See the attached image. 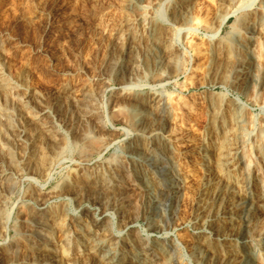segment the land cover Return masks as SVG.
Segmentation results:
<instances>
[{
	"label": "bare ground",
	"instance_id": "obj_1",
	"mask_svg": "<svg viewBox=\"0 0 264 264\" xmlns=\"http://www.w3.org/2000/svg\"><path fill=\"white\" fill-rule=\"evenodd\" d=\"M256 1L0 0V16L10 12L17 24L29 22L37 29L40 35L37 44L54 70L100 69L109 59L106 58L111 50L120 45L122 52L114 72L121 86L114 90L105 111L94 99L96 95L91 97L96 89L89 80L80 82L78 79L76 88L75 83L64 80L60 88L66 97L59 100L67 107L64 113L67 115L68 108L73 106L78 110L77 119L87 125L94 123V132L89 135L80 137L73 132V136L67 138L53 126L42 127L49 125L53 117L46 107L22 108L28 113L21 142L22 150L29 153L23 156L25 169L42 173L47 181L52 180L60 162H75L72 158L75 150L71 151V156L68 153L69 140L75 144L81 139L76 146L84 159L76 163L79 170L76 177L59 185L49 198L28 204L27 217L20 230L23 242L20 247L16 242L0 244L2 264H185L180 250L187 247L196 258V264H264V172L256 167L246 173L243 167L245 157L253 162L257 154L264 162V117L260 130L248 135L245 128L251 123L249 111L240 101L247 96L250 87L258 85L262 89L264 86V44L259 46L258 61L252 51L258 30L264 38V0H259L261 6L254 10L246 8L249 2ZM115 4L116 11L109 13V6ZM211 7L218 11L213 20L206 17ZM89 22L92 33L87 49L72 47L70 41L79 39L85 26L90 27ZM226 26L230 29L225 30ZM173 28L184 31L182 39L173 36ZM200 29L207 31V39L201 41L196 37ZM4 43L0 36V97L10 91L14 94L17 88L10 86L4 75L7 68L3 61ZM183 44L195 51L198 64L205 57L203 64L207 62L204 65L209 73L220 75L222 80L205 89L196 87L193 92L189 87L145 90L141 83H129L133 79L146 84L161 82L165 78L164 68L180 60L176 58V51ZM66 55H76L77 62L70 63ZM112 58L114 61L116 56ZM192 78L193 75L189 76L191 81ZM232 84L234 89H231ZM219 86L221 90L217 89ZM232 92H236L237 98L229 96ZM201 113L206 117L204 136L196 133V119ZM69 121L66 125H71ZM41 124L44 125L39 129ZM108 124L123 125L127 138L105 163L95 165L92 154L99 153L100 158L103 157L121 132ZM246 143L252 146L247 154L241 147ZM253 148H257L256 154ZM3 170L1 185L18 183L17 172ZM192 192L199 193L203 200L193 216L194 223L208 225L210 235H196L195 243L182 232H177L175 238L167 236L165 244L153 238L154 232L178 222ZM64 195L73 196L78 205L91 198L105 210L113 206L116 214L111 216L112 213L108 215L103 211L99 219L90 206L81 215L72 213L64 206L67 204L45 206L49 199ZM4 207L0 204V212H4ZM158 208L163 210L161 222ZM2 216L0 233L8 235L12 215ZM139 219L147 222L146 238L136 228L123 234L126 228H134L133 224ZM116 223L120 228L118 233ZM56 230L62 236L60 242L55 238ZM253 237L260 239L261 250L251 244Z\"/></svg>",
	"mask_w": 264,
	"mask_h": 264
},
{
	"label": "rangeland",
	"instance_id": "obj_2",
	"mask_svg": "<svg viewBox=\"0 0 264 264\" xmlns=\"http://www.w3.org/2000/svg\"><path fill=\"white\" fill-rule=\"evenodd\" d=\"M259 2H260L259 0H257L256 2H253L254 4L252 2H249L252 5L247 3L249 5V7L246 6V8L248 10L249 9L254 10L255 8H258L261 6V4ZM116 9H117L116 4H115V6L110 5L108 8V12L111 14H114ZM226 10H227V8H226ZM216 12H218L217 9L215 7L214 8L211 7L210 12L206 17H208V19H210V20H213L216 18ZM0 20H1L0 21V23H1L0 24V31H1L0 36H1V38H3V41L5 42L4 47L7 48V49L4 48L5 52L3 54V55H5V56H3V61L5 64L7 63L6 64L7 68L4 70V75H5V78L8 77L6 79H7V82L10 84V86H12L14 88L17 87V88H15L16 91L14 90V94L17 97H14L15 95L13 93H11V91H10V93L5 95L4 97H0V99L3 100V101H0V109H2V111H0V113L1 112L3 113L5 110L4 114H2V113L0 114V129L3 127L2 130H0V135H1L0 136V174L2 173L3 169L4 170L9 169V171L14 173V174L17 172L15 174V176H17L19 178L18 183L13 184V185H9V186L6 185L5 186V185H1V183H0V188H1L0 189V204H2L3 207L6 204V206L3 208L4 212H0V220H1L2 215L4 216V215H7L9 213H11V215H12V221H11L12 228H11L8 235H5L2 232H1L2 234L0 233V244L10 245V244H13L16 242V243H18L17 244V247H18L23 242L22 241L23 237L20 235V230L22 229L23 219L25 217H27L26 211H27L28 204L32 201H37L40 198H46V199L49 198L51 193L53 192V190L54 191L57 190L59 185L63 184L66 180H70V179L72 180L74 177H76L79 173L78 164H76V163L82 162V160L84 159L82 154L77 150V146H76L77 143H80L81 139H80V141H77V143H75V144H72L75 141L72 142L69 140V144H70L71 148H70V152H68V153H70L69 156H71V154H72L71 151L75 150L74 153L72 154L73 155L72 158L75 160V162L73 160L60 162L55 167V169L53 171L52 180L47 181V176H43L42 173L41 174L40 173L35 174L34 172H31V171L25 169V167L22 165V161L25 157L29 156V153L28 152L26 153V151L22 150L23 147L21 146V142L24 140L23 135L25 134V129H26V125H27L26 121L28 119V113L23 111L22 108L25 106L31 107V105H32V107L37 105L36 106L37 109L40 107L41 108L46 107V109L50 111L51 115H53V117H55V118H53L51 116V118H50L51 122H48L49 125L42 126L44 124H41L39 129L41 128V126L45 127V128H49V127L51 128L53 126L52 128L56 132L64 135L67 138H69V137L71 138V136H73V132H76V135L78 133L80 137H84V136L89 135L91 132H94V129H93V128H95L94 123H89V125H87L83 121H81V119L80 120H79V118L77 119L76 114H77L78 110L75 111L76 107L71 106L68 108V112L70 115L68 114V112H67V115L64 113V112H66L67 107L63 106V103H61L59 100H63L66 97L65 98L63 97L64 95L60 91V88L62 87V83L64 80L71 82L72 85H73V83H75L73 85V87L75 86V88L78 86L77 84H79L78 79L80 80V82L89 80L90 82H92L93 87L96 89L95 90L96 92L93 90L91 97H94V95H96L95 96L96 98L94 97V99L99 101L98 106L99 107L101 106V110L105 111L107 108V104L109 102V99H110V97H112L114 90L118 89L121 86L119 84V82L114 78V72L116 71V62L118 61L119 58H121L122 52L120 50V45L118 46L119 48L116 47L118 49L117 51H115L116 48H114L112 51L111 47H110L109 51L111 50V52H113V53H112V55H111V52H109L107 54L106 59H108V58L109 59L105 60L104 64L102 65L103 67L101 66L100 69H98V68L92 69V70L80 69L78 71L79 73L73 71V69L72 70L62 69V71H60V70L57 71L51 67L48 56L46 55V53L41 48H39V46H38L39 43L37 44V42L39 41V38H40L39 32L36 31L37 29L35 30L34 28H32V25L29 24V22H25L24 24L23 23L17 24L16 22H14L12 20V14L10 12L5 13L4 15L0 16ZM232 20H233V18L230 21H232ZM89 23H90V27H89V24H87L84 28V31L80 32L81 35L79 36L80 37L79 39L81 42L78 41L79 40L78 38H77V40L73 39L72 42L70 41L71 46L72 45L75 46L74 48L81 46V47H84L85 50L87 49V43L90 40L89 39L90 34L92 33V31H91L92 29L90 30V28H92L91 27L92 23L91 22H89ZM6 27H8V28H6ZM229 29L230 28L228 26L225 27V30H229ZM35 33H36V35H35ZM82 33H83V35H82ZM172 33H173V36H175L177 38L179 36V38L182 39L184 31H182V30L179 31L178 29L173 28ZM33 34L35 35L37 41H36ZM2 36H4V37H2ZM83 37H84V39H82ZM196 37L198 39L200 38L201 41H202V39L203 40L207 39L208 38L207 31L204 29H202V30L200 29L199 31H197ZM85 38H86V40H85ZM31 41H32V44H31ZM85 41H86V43H85ZM252 42H253V47H252L253 50L252 51H253V53L257 54L256 60L258 61L259 56L261 55V53L258 50L259 46L260 45L263 46V44H264V38H263L260 30H258L256 37L254 38V40ZM178 52H180L181 55ZM114 54H115L116 58H115ZM109 55L114 57L116 60L114 59V61H113L112 60L113 58ZM176 55H177V57H176L177 60L180 58V60H178V62L175 60L177 66L175 65V63L174 64L171 63L169 66L164 68V69H166L165 70L166 71L165 72V78L161 82H158L159 84L158 83L146 84V82L144 83L142 81H135L136 79H133L129 83L130 84L141 83L140 86H142V85L145 86V87H143L145 90L152 88L153 90H158V91L163 90V89H168L171 91V90H175V89L181 90L182 88L184 89V88L189 87L190 92H193L194 90L197 89L196 87H201V89H205L206 86L213 85V84L218 83L222 80L220 75H218V74L215 75V73H209L208 67L205 66L207 62L204 63L205 65L203 64V59L205 57L202 59L201 63L199 62V64H198L197 60H196V56H195V51L192 48L186 46L185 44L181 45L179 51L178 50L176 51ZM193 56H194V58H193ZM62 58L64 59V57H62ZM66 60H68L70 63L74 64L77 62L78 57L76 55L75 56L69 55L66 57ZM183 60H184V64L182 63ZM197 64H198V67L200 66L199 70L197 69L198 67L196 68ZM181 65H183V66H181ZM183 67H184V69H183ZM170 69H171V71H170ZM196 69H197V71H195ZM193 72H195V74ZM191 74L193 75L192 81L189 79V76H192ZM22 76H24V78ZM261 77L262 76L260 75L259 78H257V79L260 80ZM92 80H94V81H92ZM104 82L105 83L107 82V83L105 84ZM165 82H166V84H165ZM94 85H96V87ZM21 86H23V87H21ZM20 87L22 88V90ZM99 87H100V90H99ZM231 87H232L231 89H234L233 84L231 85ZM18 88H20V89H18ZM251 88H252V90H251ZM17 89L20 91H18ZM217 89L221 90V86L217 87ZM28 91H30V92H28ZM188 92L189 91H187L186 93H188ZM60 93L62 94V96H60L61 95ZM26 94H27V96H25ZM97 94H98V97H97ZM229 96L231 98H234V97L237 98L236 92H232V95H229ZM17 99L22 100L23 103H21ZM240 101H241L242 105L244 106V108L247 111H249L248 117L251 120L250 125L247 128H245V131H246L245 133H249L248 135H250V136L255 135L260 130V126L262 127L261 118L264 117V86L262 89H260L258 87V85H255L254 87H250V89L247 92V96L243 97V101L242 100H240ZM24 102H26L29 105H26V103H24ZM18 103H19V105H16ZM20 103L22 104L21 107H20ZM34 103H35V105H34ZM3 105L5 107H3ZM54 111H56V112L54 113ZM74 111L76 112L75 114H74ZM64 114L66 115L67 118L63 117ZM2 115H3V117H2ZM5 115H7L6 118L4 117ZM57 115H59V116H57ZM61 115H62V118H61ZM72 116H73V119H72ZM25 117H27V118H25ZM65 118H66V121H65ZM69 120H71V121H69ZM75 120H77V121L79 120L78 121L79 123H77V121H75ZM1 121H3V122H1ZM68 121L71 123L72 126L66 125ZM205 121H206V117L203 113H201L200 118L196 119V133L199 134V136L200 135L204 136L203 127L205 125ZM5 123H7V124L5 125ZM73 123H74V125H73ZM1 124H2V126H1ZM54 124H56V125H54ZM108 126H110V128L120 129L121 135L119 134L116 138H114V140H115L114 146H112V148L110 150H108L103 157L100 158L99 153H93L92 154V157L94 159L93 162L95 163V165L97 163L98 164L99 163H105L116 150L120 149V147L124 143V140L127 138V134L122 130L123 125L117 124L113 127L111 124H108ZM76 127H78V128H76ZM72 128H76V129H72ZM5 130H6V132H5ZM70 131L72 132V134H70L71 133ZM22 137H23V139H22ZM246 138H248L247 135H246ZM246 144H243L241 147H242V149H244V151L247 154V153H249L248 149H251L252 146L248 145V144L246 145ZM253 149H254V154H256L257 148H253ZM24 155H25V157H23ZM253 158H255V155L253 156ZM243 167L245 168L246 173L253 172L254 168H256V167L259 168L260 171L264 172V162H263L262 158H260V154H257V160H255L253 162H249V157H245ZM263 180H264V177H263ZM15 185H16V187H15ZM4 199H6V201ZM90 199L91 198H86L82 204L78 205L77 200L73 196L64 195L62 197L49 199V201L47 202V204L45 206L51 207L52 205L54 206V204L56 206H62V203H63V205L67 204L64 206H66L72 213L77 214V215L83 214L84 209L86 207L90 206L93 209V213H95L96 218L99 217V219L102 217L103 211H106L108 213V215H110L112 213L111 216H114L116 214V210H115V208H113V206L112 207L110 206V208L108 207L109 210L108 209L105 210V209L101 208L99 204H95L93 199H91V200ZM3 202L5 204H3ZM51 203H52V205H51ZM93 203H94V205H93ZM202 203H203V200L201 199V195L199 193L197 194V193L192 192L190 194L189 199L186 201V204L184 206V212L179 214L180 219H178V222L171 224L170 227L169 226L165 227V229L162 231L159 230L157 232H154L152 234V237L157 239L159 242L161 241V243H162V241H164V239L167 236L175 238L177 236V232L178 233L182 232L187 237H189L192 241L194 240V243H195L196 240L194 238L196 235H201V236L210 235L211 229L208 225L203 226L202 224L194 223L193 216L195 213H197L199 211V207H201ZM246 205H250V204L247 203ZM250 207H252V205H250ZM158 209L161 211H159ZM158 209H157L158 210L157 211L158 221L161 222L162 216H163V213H162L163 210H162V208H158ZM95 210H97V211H95ZM3 216H2V218H3ZM159 217H161L160 218L161 220H159ZM114 221L118 222V219L114 218ZM146 223L147 222L143 221L142 219H139L135 224H133L134 228H131V227L126 228L125 230H123V234L136 228L137 230H140L143 237L146 238L148 236V234L146 232V225H147ZM116 225L117 226H116L115 230H116V233H118L120 228L118 227L117 223H116ZM55 232H57L55 234V238L57 241L60 242L62 240V236L60 235L59 231L56 230ZM250 239H251V237H250ZM259 241H260V239L253 237L251 244H253V243H254L253 245L256 244L255 245L256 249L261 250L260 248L262 247L261 246L262 244L258 243ZM163 243L165 244V241ZM180 252H181V256H182V259H183L185 264L186 263L187 264H196V258H194L191 255L188 247L186 249H183V250L181 249ZM262 257L264 259V254ZM0 264H2V263L0 262Z\"/></svg>",
	"mask_w": 264,
	"mask_h": 264
}]
</instances>
